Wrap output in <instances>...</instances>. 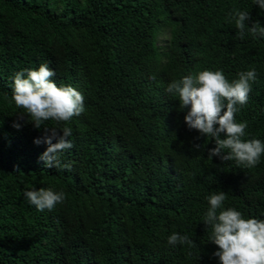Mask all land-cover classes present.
<instances>
[{
    "label": "trees",
    "instance_id": "16d2710c",
    "mask_svg": "<svg viewBox=\"0 0 264 264\" xmlns=\"http://www.w3.org/2000/svg\"><path fill=\"white\" fill-rule=\"evenodd\" d=\"M234 10L264 27L254 0H0V264H220L205 197L223 191L225 209L264 219V155L252 168L209 159L214 142L165 92L205 69L231 82L254 68L235 119L264 142V37L240 39ZM41 64L84 96L83 114L42 125L71 127V171L44 166V129L11 98L14 75ZM40 188L66 198L38 211L24 192ZM173 232L195 246L169 245Z\"/></svg>",
    "mask_w": 264,
    "mask_h": 264
},
{
    "label": "clouds",
    "instance_id": "9594fccd",
    "mask_svg": "<svg viewBox=\"0 0 264 264\" xmlns=\"http://www.w3.org/2000/svg\"><path fill=\"white\" fill-rule=\"evenodd\" d=\"M254 2L264 10V0ZM229 16L235 22L240 39L244 38L245 32L253 37H264V27L258 22L249 26L251 17L247 11L234 10ZM55 75L47 64L17 72L13 77L11 98L17 108L24 109L31 117L36 129H44V135L34 140L37 145H48L40 157L44 166L71 171V163H62L60 159V154L74 146L69 139L73 135L71 127L58 129L42 125L49 120L57 124L68 122L83 114L84 96L72 86H58L52 80ZM237 76L230 82L222 70L205 69L172 80L165 92L178 99L180 110L188 109L184 116L188 128L214 142L215 146L208 149L209 159L218 157L223 163L235 161L237 166L252 168L264 155V142L255 138L243 139L248 123L237 122L235 114L248 102L251 82L256 80L257 73L253 68L241 71ZM13 126L21 127L18 123ZM205 145L194 147L201 149ZM24 196L38 211H51L66 198L63 191L55 192L50 188L28 190ZM226 198L223 191L205 197L209 206L202 222L211 228L209 241L218 246L213 255L219 258L220 264H264V219L244 218L234 208L225 209ZM167 243L173 247L177 244L195 246V241L187 235L176 232L168 236Z\"/></svg>",
    "mask_w": 264,
    "mask_h": 264
}]
</instances>
